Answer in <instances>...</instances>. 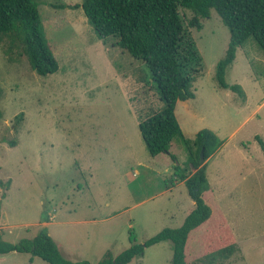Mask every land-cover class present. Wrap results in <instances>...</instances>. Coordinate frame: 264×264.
Returning a JSON list of instances; mask_svg holds the SVG:
<instances>
[{
  "label": "rangeland",
  "instance_id": "374dc122",
  "mask_svg": "<svg viewBox=\"0 0 264 264\" xmlns=\"http://www.w3.org/2000/svg\"><path fill=\"white\" fill-rule=\"evenodd\" d=\"M36 1L59 67L39 74L19 39L0 40V231L15 243L46 226L63 257L95 264L127 248L131 230L143 243L182 222L193 201L182 181L168 183L187 152L177 137L175 159L145 145L139 122L163 106L145 62L98 36L82 0ZM179 12L202 69L173 112L185 137L206 128L221 141L202 162L210 216L188 233L187 264H264V50L248 36L224 73L239 91L223 88L214 74L226 26L213 8L199 28L187 23L190 9ZM211 233L220 246L235 242L227 258L203 260ZM170 245L146 246L126 264H170ZM0 264L49 263L11 251Z\"/></svg>",
  "mask_w": 264,
  "mask_h": 264
},
{
  "label": "trees",
  "instance_id": "16d2710c",
  "mask_svg": "<svg viewBox=\"0 0 264 264\" xmlns=\"http://www.w3.org/2000/svg\"><path fill=\"white\" fill-rule=\"evenodd\" d=\"M81 7L98 36H113L118 46L147 65L163 106L141 119L140 133L152 156L164 152L175 159L174 153L169 151L170 141L177 137L182 142L187 158L183 166L177 164L168 184L181 180L193 200L192 208L178 226L165 227L143 243L136 241L131 230L127 248L95 264H126L133 257L140 256L144 247L164 240L171 241L170 264H187L184 247L188 233L210 216V207L202 197L208 185L203 171L205 162H200L199 152L203 150L205 160L221 141L206 128L196 130L192 138L185 137L173 112L176 99L193 95L192 81L202 69L201 55L192 35L185 30L179 7L193 12L187 23L195 28L200 27L198 18L208 16L211 8L217 12L228 30L229 41L223 57L216 63L214 75L219 86L239 91L237 85L226 83L225 69L234 59L236 48L248 36H252L264 50V0H82ZM38 10L36 0H0V40L8 36L13 44L19 39L32 68L39 74L48 75L56 72L59 64L44 34ZM256 138L264 149L263 140L258 135ZM190 167L194 169L188 171ZM223 223L221 220L218 225ZM210 229L208 227L205 233ZM208 236L203 246V260L209 262L231 254L233 240L220 246L219 241L213 239V233ZM53 240L46 226H41L34 236L22 237L15 243L4 240L0 231V255L28 251L49 264H89L85 260L66 259Z\"/></svg>",
  "mask_w": 264,
  "mask_h": 264
},
{
  "label": "water",
  "instance_id": "95a60500",
  "mask_svg": "<svg viewBox=\"0 0 264 264\" xmlns=\"http://www.w3.org/2000/svg\"><path fill=\"white\" fill-rule=\"evenodd\" d=\"M203 150L201 149L200 152H199V160L200 162H203Z\"/></svg>",
  "mask_w": 264,
  "mask_h": 264
},
{
  "label": "crops",
  "instance_id": "0c3cea01",
  "mask_svg": "<svg viewBox=\"0 0 264 264\" xmlns=\"http://www.w3.org/2000/svg\"><path fill=\"white\" fill-rule=\"evenodd\" d=\"M178 182H181V180H179ZM169 187H171V185H170V186H168V188H169ZM169 190H170V189H169ZM203 193H204V192H203ZM192 201H193V200H192Z\"/></svg>",
  "mask_w": 264,
  "mask_h": 264
}]
</instances>
